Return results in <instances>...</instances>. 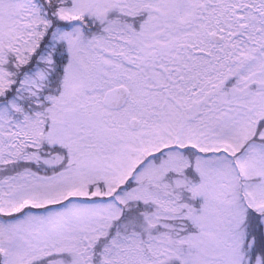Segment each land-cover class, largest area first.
Listing matches in <instances>:
<instances>
[{
  "label": "snow or ice",
  "instance_id": "snow-or-ice-1",
  "mask_svg": "<svg viewBox=\"0 0 264 264\" xmlns=\"http://www.w3.org/2000/svg\"><path fill=\"white\" fill-rule=\"evenodd\" d=\"M0 264H264V0H0Z\"/></svg>",
  "mask_w": 264,
  "mask_h": 264
}]
</instances>
